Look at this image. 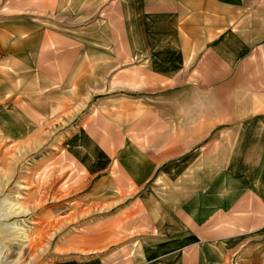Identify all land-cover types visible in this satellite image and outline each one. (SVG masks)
<instances>
[{"label": "rangeland", "instance_id": "rangeland-1", "mask_svg": "<svg viewBox=\"0 0 264 264\" xmlns=\"http://www.w3.org/2000/svg\"><path fill=\"white\" fill-rule=\"evenodd\" d=\"M76 3L0 0V72L24 86L12 90L29 95L33 84L31 95L42 102L47 94L50 115L24 102L12 115L3 107L9 95H0V264H264V115L244 120L239 151H225L235 135L220 132L218 118H204L219 114V103L197 90L196 117L173 122L178 87L166 75L148 80L138 61L127 70L84 71L99 84L79 93L66 84L70 72L53 70L60 85L51 88V79L28 78L27 64L13 55L27 51V34L17 41L18 30L38 25L34 16L44 14L42 25L61 37L95 0ZM153 82L163 85L148 87ZM178 125L212 129L175 136ZM173 142L195 143V150L180 153ZM225 152L239 165L223 166ZM191 155L196 164L187 166Z\"/></svg>", "mask_w": 264, "mask_h": 264}, {"label": "crops", "instance_id": "crops-1", "mask_svg": "<svg viewBox=\"0 0 264 264\" xmlns=\"http://www.w3.org/2000/svg\"><path fill=\"white\" fill-rule=\"evenodd\" d=\"M89 1L76 0V6L82 8ZM91 6L92 10L88 7L82 13H75V28L61 37L51 35L48 27L42 25L44 14L33 15L37 22L42 21L38 25L29 22L26 29L18 30L17 41L27 34V51L13 55L27 64L23 70L28 78L36 73L47 81L53 76V70L60 71L59 76L62 71L70 72L73 81L66 84L75 86L79 93L81 87L99 84L94 76L84 71L110 70L120 64L127 70L126 66L138 61L139 71L150 73L148 80L153 79L152 74L157 80H163L166 75V79H172L170 85L178 87L177 90L173 88L171 95L173 122L196 117L191 104L194 106L197 90L204 95L210 94V102L219 103L220 111L214 116L205 114L204 118L210 121L212 117L218 118L222 125H229L219 126L220 132L225 130L235 135L233 144L225 147L223 144V150L239 151L242 122L255 114L264 115V0H95ZM51 46L55 49L49 50ZM90 58L92 61L88 62ZM148 60L151 61L149 67ZM11 69L14 74L18 72L14 66ZM182 71L186 77L176 80ZM8 72H0L5 81H0V95L3 98L9 95L2 101L3 107L14 115L18 104L24 102L29 110L48 118L47 94L41 92L42 102L37 94L31 95L33 84L28 85L29 95L22 90H12V87L24 86L7 79ZM55 85H60L56 78L47 82L46 87ZM153 85L159 87L163 82L161 85L148 83V87ZM204 101L208 103V98ZM157 105L162 117L165 113L163 103ZM211 129L178 125L173 127L172 134L195 136L209 134ZM172 149L191 152L195 150V143L173 142ZM232 156L225 152L220 157L225 161L223 166L239 165V159L235 161ZM195 158L188 157L187 166L195 165ZM238 174H235L237 179ZM106 192L110 190L107 188ZM190 219L188 215V223ZM92 241V238L85 241L84 246H92Z\"/></svg>", "mask_w": 264, "mask_h": 264}, {"label": "bare ground", "instance_id": "bare-ground-1", "mask_svg": "<svg viewBox=\"0 0 264 264\" xmlns=\"http://www.w3.org/2000/svg\"><path fill=\"white\" fill-rule=\"evenodd\" d=\"M21 211H22V213H24V214L29 212V211L24 210V209H22ZM13 215H16V214L12 211V213L7 214V215L5 216V218H9V217H11V216H13ZM17 215H18V213H17ZM3 217H4V216H3ZM11 236H13V234H11Z\"/></svg>", "mask_w": 264, "mask_h": 264}]
</instances>
